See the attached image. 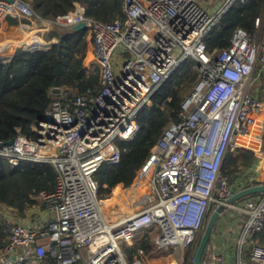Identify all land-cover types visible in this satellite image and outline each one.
I'll list each match as a JSON object with an SVG mask.
<instances>
[{
    "label": "built area",
    "instance_id": "obj_1",
    "mask_svg": "<svg viewBox=\"0 0 264 264\" xmlns=\"http://www.w3.org/2000/svg\"><path fill=\"white\" fill-rule=\"evenodd\" d=\"M123 1L125 18L111 22L87 17L80 4L65 16L44 19L41 28L48 31L87 21L84 63L98 65L102 88L79 93L52 87L49 108L32 126L35 137L19 133L13 143L0 145V159L13 168L44 162L56 170L55 189L34 197L42 198L39 207L53 216L38 227L8 223L0 264H146L129 258L121 242L133 244L146 233L138 243L146 240L151 250L154 246L162 253L194 245L210 205L234 192L221 169L227 152L252 133L264 111V95L250 92L255 75H264V14L256 18L253 33L238 28L229 47L212 53L206 35L233 4L249 0H226L216 14L200 0ZM18 17L41 20L26 0H0V32L7 19L18 23ZM41 43L26 41L18 48L45 50ZM121 46L132 57L116 70ZM0 58H10L2 54L1 44ZM189 59L196 61L199 79L183 99L180 120L164 128L138 170L131 193L134 210L109 219L96 173L104 163L120 161V141L137 135L141 109ZM234 208L249 214L240 224L241 243L253 242L250 260L239 264H264V244L252 239L264 226V198ZM136 251L140 256L150 253Z\"/></svg>",
    "mask_w": 264,
    "mask_h": 264
},
{
    "label": "trees",
    "instance_id": "obj_2",
    "mask_svg": "<svg viewBox=\"0 0 264 264\" xmlns=\"http://www.w3.org/2000/svg\"><path fill=\"white\" fill-rule=\"evenodd\" d=\"M26 1L41 19L55 20L65 16L78 4L85 8V15L94 20L111 22L125 18L123 0ZM262 14L264 0L236 2L206 35L208 50L217 53L229 47L238 28L253 33L255 20ZM23 21L31 22L29 19ZM31 30L22 33L20 29L18 34L25 35ZM54 37L57 40L46 50L28 51L21 47L8 60L0 58V142L19 133L35 137L32 126L49 108L52 87L67 86L79 93H86L89 89L98 92L102 88L98 65L87 67L84 63L89 47L88 29L71 30V27L56 26L45 34L46 39ZM26 39L43 42L34 32L32 38L27 35L25 39H15V43ZM198 79L196 61L189 59L182 62L154 93L151 104L141 109L137 135L133 140L120 141V161L104 163L96 173L100 198L107 206L127 191L125 186L133 184L164 128L180 120L183 99ZM257 160L256 152L247 148L236 147L227 152L221 172L227 177L231 190L240 174L250 170ZM55 185L56 170L50 163L27 162L13 168L6 159H0V245L8 241L9 218L3 211L8 208L14 211L17 218L24 217L27 209L36 203L34 197L42 191L52 192ZM130 189L133 190V187ZM252 239L264 244V226ZM138 248L151 250L146 240L127 250L132 253Z\"/></svg>",
    "mask_w": 264,
    "mask_h": 264
},
{
    "label": "rangeland",
    "instance_id": "obj_3",
    "mask_svg": "<svg viewBox=\"0 0 264 264\" xmlns=\"http://www.w3.org/2000/svg\"><path fill=\"white\" fill-rule=\"evenodd\" d=\"M225 2H226V0H200V3L213 14L218 13V11L221 9V7L225 5ZM12 20L13 19H11V18L7 19V21L9 23H11ZM19 21L20 20H18V22ZM12 22H14V21H12ZM20 22L23 23V21H20ZM29 24L31 26L39 27V32L35 34V35H38L39 38H41L43 35L45 36L46 32L48 31L47 29L41 28V26L36 25L37 19H32V21ZM33 24H35V25H33ZM16 29H18V27ZM89 35H90V37L92 36L90 31H89ZM90 39H92V38H90ZM15 41H17V40H15ZM12 48H13V46L10 45V49H12ZM129 57H132V52L130 50L124 49V47L121 46L115 54L116 70H119L121 68V65ZM92 65L93 64H91V66ZM255 89H256V84H255V81H253L251 83V86H250V92H252ZM261 123L263 124V129L260 132V136H261L260 138H262V144L264 145V142H263L264 141V120H262ZM255 146H256V144L254 145V147ZM256 148L259 149V146H256ZM262 150H264V147ZM261 160H262V158L259 157V159L257 161H261ZM256 164H257V162H256ZM256 164L254 165L255 168H256ZM258 174H259V172H258ZM260 180L261 181L264 180V176L260 177ZM132 185L133 184L128 186L127 189L132 188L133 187ZM215 196L220 197V191H216ZM119 197H121V196H119ZM263 198L264 197H262L260 200H262ZM130 199L131 200L129 202L127 201L128 203L131 202L129 207H128L129 204L127 205V208L129 211L131 210V207L135 208V206L132 204V200H134L133 197ZM38 201L39 202L42 201V198L41 199L39 198ZM38 201L36 200V203H35L36 205L39 204ZM217 205H218L217 202H213L210 205V209H209L204 227L207 223L209 215L217 207ZM123 206L124 205L120 204L119 201H116L114 203V205L112 206L110 212H105V215L109 219H115V218L125 216L128 214V212H126V209H125L126 207L124 208ZM3 213H4V215H6L9 218L10 222H8V223L15 222L14 217H16V215H15L13 210L6 208L3 211ZM225 213H226L225 218H223V220L220 223H217V225L215 227V230L213 233V238L210 241V245H209V247L206 251L205 257H204L205 264H220V262H222L223 259L225 260L224 262L226 264H239L240 259L248 260L250 257V252H251V248L253 246V242H251L250 240H247V241H245V243H241V233L235 232V231H237V229H236L237 224L233 227V222L235 219L234 215L236 213H240V211L234 207H232V208L230 207L225 211ZM247 217L248 216H245L244 218L247 219ZM244 218H242L243 220L240 221L238 227L240 226V224L243 221H245ZM16 222H18V221H16ZM204 227H203L202 231L200 232L199 239H197V241L194 245L193 244L189 245L188 247H186L184 249H178L177 251L169 249V250L165 251L164 253H162L160 251H156L155 247L153 246V243H152V246H153L152 250L150 251L149 254H146V255L143 254L142 256H140V253H138L137 251H134L131 253L130 251L127 250L130 246L134 245L135 243L137 245L138 241L145 239L146 233L140 234L138 236V238L133 242V244H124V242H121V245H122V248L124 249L125 253L129 256V258H131V256H132L133 258H137V259L142 260L146 264H162V263H165V264H193L194 254H195V251L198 247V244H199L200 238L202 236ZM148 235H149V237H151L150 233ZM259 242L262 243L261 241H259ZM152 261H154V262H152Z\"/></svg>",
    "mask_w": 264,
    "mask_h": 264
},
{
    "label": "crops",
    "instance_id": "obj_4",
    "mask_svg": "<svg viewBox=\"0 0 264 264\" xmlns=\"http://www.w3.org/2000/svg\"><path fill=\"white\" fill-rule=\"evenodd\" d=\"M16 20H17V18H16ZM18 20L21 21V18L18 17ZM12 21H11V23H9L8 21H5V23L2 25V29L0 32V44L2 47V54L9 55L10 57L17 50V47L22 46L23 42H26V41L29 42L26 39V40L21 41L20 43H15L16 42V41L14 42L15 39H18V40L25 39L27 35H28V37L32 38V34H34V32H35V34L39 32V27L29 25L30 26L29 28H25V27H27V25H24V26L19 27V30L21 29L22 33H25L27 30H30V29H32V30L29 31L25 35H20V34H18L17 29H16V27L20 24V21L18 23L12 22ZM33 25H35V24H33ZM36 25L42 26L44 24L40 19H37ZM31 32H33V33H31ZM41 39L43 41L41 43V45L44 47L45 50L51 46V43L53 41L57 40L56 37H54L52 39H46L44 35L41 37ZM10 45L13 46L12 49H10ZM253 81H255L256 89L253 90L252 93L254 94V96L260 98L264 95V75H262V76L261 75H259V76L255 75ZM242 137H247V136H242ZM240 140L242 141L243 144L241 143L238 147H243V148L253 150L256 152L258 159H259V157L262 158V160L260 162H258L257 164L255 163V164H256V169L259 172V176L263 177L264 174H262V172L264 171V150H262V149H263L264 145L262 144V138H261V140L257 139L256 141H249L247 139L240 137L239 142H240ZM255 144H256V146H259V149H257L256 146L254 147ZM251 145H253V146H251ZM254 165H253V167H254ZM250 170H248L245 174H240L239 178L237 179L235 187L232 186L233 191H237V190L248 185L247 177H249ZM262 181H264V180H262ZM253 183H255V181H253ZM129 190H132V189H129ZM125 191H123V192H125ZM127 191H128V189H127ZM262 197H264V193H262V194L257 193V194L251 195L249 197H246V198L240 200L236 204L239 206H244L246 201L250 200V199L253 200L254 202H259ZM225 214L226 213L224 212L223 215L221 216V218L219 219L218 223H220L223 220V218H225ZM52 216H53V214L50 211L43 210L39 207L38 204L37 205L34 204L29 209H27L24 217H19V218L14 217V219H15L14 221L27 223L33 227H38V226H41L42 224H44V222L47 221L48 219H50ZM234 216H235L234 217L235 219L233 222V227L237 224V226H236L237 231H235V232L240 233L241 229H240V226L238 227V225H239L240 221L243 220L242 218H244L245 216L249 217V214L246 211H240V213H236ZM248 217H247V219H248ZM244 219L246 220V218H244ZM249 260H250V257L246 261H249ZM220 264H226V263L224 262V263H220Z\"/></svg>",
    "mask_w": 264,
    "mask_h": 264
},
{
    "label": "water",
    "instance_id": "obj_5",
    "mask_svg": "<svg viewBox=\"0 0 264 264\" xmlns=\"http://www.w3.org/2000/svg\"><path fill=\"white\" fill-rule=\"evenodd\" d=\"M41 20L44 24L45 20L44 19H41ZM82 29H87V21H81L71 26V30H82ZM14 140H15V137H12L9 140L0 142V145H3L4 143H13ZM258 162L260 161H257V163ZM247 179H248L247 186L237 191H234L232 195L226 197L225 199L217 201L218 205L209 215L207 223L204 227L198 247L194 254L193 264H205L204 257H205L206 251L210 245V241L213 237L215 227L217 223L219 222V219L221 218L223 213L228 208L235 207L237 202H239L240 200L246 197H249L257 193H264V181L260 180V176L255 167H253L250 170V174H249V177H247ZM253 181H255V183H253Z\"/></svg>",
    "mask_w": 264,
    "mask_h": 264
},
{
    "label": "bare ground",
    "instance_id": "obj_6",
    "mask_svg": "<svg viewBox=\"0 0 264 264\" xmlns=\"http://www.w3.org/2000/svg\"><path fill=\"white\" fill-rule=\"evenodd\" d=\"M20 26H24V25H21V24H19L17 27L19 28ZM18 33H19V31H18ZM15 36V35H14ZM25 37V36H24ZM264 118V111H262L260 114H259V116H258V121L254 124V126H253V131H252V133L250 134V135H247V137H241V138H244V139H247V140H249V141H256L257 139L258 140H260L261 138H260V132L262 131V129H263V124L261 123L262 122V120H264L263 119ZM262 119V120H261ZM240 139V138H239ZM251 146H253V145H251ZM262 174H264V171L262 172ZM138 183V181L136 182V184ZM135 184V185H136ZM134 188H135V186H133ZM134 188H133V190H134ZM133 190L131 191V192H127V191H125V192H123L120 196L121 197H118L116 200H115V202L116 201H119V203L120 204H122V205H124L123 207L126 209V212H131V211H133L134 210V208H132L131 207V210L129 211L128 210V208H127V205H128V207L130 206V203H128L131 199V193L133 192ZM128 201V202H127ZM114 202V203H115ZM100 203L103 205V210H104V212H110V210H111V208H112V206L114 205V203L113 204H111V205H109V206H107L106 205V203H105V201H103L101 198H100ZM118 217V216H117Z\"/></svg>",
    "mask_w": 264,
    "mask_h": 264
}]
</instances>
